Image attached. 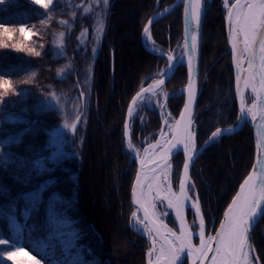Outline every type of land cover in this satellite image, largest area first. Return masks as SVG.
Returning <instances> with one entry per match:
<instances>
[{"label": "trees", "instance_id": "1", "mask_svg": "<svg viewBox=\"0 0 264 264\" xmlns=\"http://www.w3.org/2000/svg\"><path fill=\"white\" fill-rule=\"evenodd\" d=\"M174 1L109 0L107 9L98 5L87 14L81 6H86L88 0H54L49 12L31 0H5L0 4V23L28 25L38 35L25 43L41 52L37 57L0 49V74L10 72L22 93L10 95L0 105V141L15 137V142L0 153V158L6 154L10 161L0 165V236L13 239L18 220L26 224L21 241L24 246L46 237L52 231L51 210L57 220L68 224L60 228L65 233L62 239L75 240L74 251L82 249L86 259H94L98 264L147 263L150 244L131 225V189L137 165L127 149L123 126L131 98L166 61L144 47L142 28L155 13ZM101 12L104 31L97 41L94 28ZM84 28L88 34L82 40L80 33ZM60 33H65L63 48L54 43ZM182 34L180 8L152 25L157 46L165 50L179 44ZM60 69H64L62 74ZM33 72L36 75L31 82L23 83ZM201 74L196 115L198 147L216 127L236 125L240 116L222 0L212 1L204 19ZM186 83L187 68L180 65L165 86L166 91L174 93L168 106L175 117L184 104L183 94L176 92ZM81 89L86 90L85 97L79 96ZM52 92L60 97L59 110L38 107ZM247 98L250 103L252 96ZM8 114L19 116L21 122H8ZM143 114V122H132V142L139 149L146 146L147 137L155 140L161 128L155 107L144 104L139 116ZM77 115L81 121L75 134L63 130L58 138L62 147L53 164L48 158L57 147L50 146L49 133L61 129L65 118L74 122ZM37 158H42L41 164L47 170H34L33 161ZM253 161V134L248 124L233 135H223L211 142L196 160L192 178L209 229L213 219L216 226L219 224ZM174 164L177 187L181 154ZM38 191L39 203L28 218V194ZM10 215L15 219L10 220ZM188 219L193 220L191 210ZM72 232L74 236L68 234ZM48 243L55 245L57 259L63 256L59 241ZM251 243L260 264H264V215L253 231Z\"/></svg>", "mask_w": 264, "mask_h": 264}, {"label": "snow or ice", "instance_id": "2", "mask_svg": "<svg viewBox=\"0 0 264 264\" xmlns=\"http://www.w3.org/2000/svg\"><path fill=\"white\" fill-rule=\"evenodd\" d=\"M5 0H0L3 4ZM34 5L39 6L45 12H49L54 0H31ZM206 0H183L184 36L182 44L177 49H162L152 39L151 25L155 17L149 19L142 28V35L148 49L166 59V65L150 77L145 79L147 86L143 84L131 98L126 109V121L123 132L127 149L139 160V171L135 176V183L131 189L132 201L136 210L131 212L133 225L139 226L136 230H142L141 234L146 235L150 242L147 249V264H184L185 259H190L191 264H260L255 248L251 243L250 232L258 219L264 215V0H222L223 8L226 10L227 35L231 43L233 60L236 67V93L239 96V119L250 117L256 127V158L251 171L239 185V191L232 198L227 206L223 221L219 225L216 234L206 236V222L202 211L198 194L195 192V183L190 176V169L198 156L196 143V132L193 121V105L196 98V77L198 57L200 25ZM94 5H100L102 10L107 9L109 0H92V4L81 6L85 14L93 11ZM170 9H164L168 12ZM163 15V13H158ZM44 23L45 21H41ZM68 24V21H62ZM104 31L103 12L97 20L94 32L98 41ZM17 33L21 39L17 40ZM88 29L84 28L80 33V39L87 37ZM38 35L26 24L18 27L0 23V49H11L17 52H25L28 55L39 57L40 51L35 47H29L25 43L31 41L33 36ZM65 33H60L54 41L58 48L64 46ZM86 43V40H85ZM43 47V45H41ZM95 52V48L92 49ZM247 62V68L243 67ZM177 63H184L187 68V101L180 112L179 120L167 112V100L169 93L165 91L166 79H170L169 72H173ZM66 65L65 67H70ZM64 69H60L62 74ZM11 73L5 71L0 74V105L10 95H21L17 85L11 78ZM36 73H31L29 80L23 83H30ZM87 75V74H86ZM150 79L151 82L147 83ZM87 79L85 84H87ZM245 90H250L253 99L252 104H247ZM86 90L81 89L79 96L85 97ZM60 97L52 92L49 98L38 107L45 110L55 107L59 110ZM146 102H153L164 116L163 123L167 132L160 130V139L154 143H148L143 149V156L140 150L131 141L132 122L141 119L139 110ZM5 119L8 122H21L20 117L8 114ZM81 116L77 115L74 122L69 123L65 118L61 129L49 133L50 146L57 147V139L63 134L62 130H68L75 134ZM171 121V123L169 122ZM225 131L216 127L210 133L209 140L205 143L214 142ZM15 142V137L7 141H0V153L9 144ZM183 152L182 174L177 176L178 191L173 190V163L174 154ZM57 152L52 153L48 159L56 163ZM42 158L33 161L34 170H47L41 164ZM10 161L6 154L0 158V165H6ZM44 186H41V191ZM31 210L39 203V191L30 193L27 197ZM157 205L174 213V222L178 225V231L170 228L165 223L167 212L158 211ZM54 208V205L52 206ZM191 209L193 213L192 224L189 225L186 219V210ZM15 211V209H13ZM2 214V213H0ZM10 220L15 217L10 215ZM49 225L52 231L46 237L36 238L35 245L38 251L50 260V264H98L94 259H86L81 249L74 251L75 240L66 242L62 239L65 235L60 231L61 227H68V224L57 220L54 212L50 210ZM25 225L16 221L13 239L0 236V264H44V258L34 255L27 246L21 243ZM193 229L196 231L194 232ZM75 235V232L68 233ZM199 239V245L193 244V236ZM57 240L60 242L63 256L55 257V245L48 241ZM211 253V255H210ZM89 255L91 251L89 250Z\"/></svg>", "mask_w": 264, "mask_h": 264}, {"label": "water", "instance_id": "3", "mask_svg": "<svg viewBox=\"0 0 264 264\" xmlns=\"http://www.w3.org/2000/svg\"><path fill=\"white\" fill-rule=\"evenodd\" d=\"M208 2H209V4H208V6L206 7V9L203 10V14H202V20H201V25H200V36H199L198 57H197V60H196V66H197V70H198V71H197V77H196V98H195V102H194V105H193V121H194V129H193V130L196 132V143H197V148H198L199 151H198V156H197V158L194 160L193 165H192V167H191V169H190V176H191V178H192V170H193V167H194V164H195L196 160L198 159V157L200 156V154L203 152L204 148L207 147V146L210 144V143H207V144L205 143L206 141L209 140V138H208V139L204 142V144H203L201 147H198V141H197V124H196L197 106H198L199 96H200V93H201L200 85H201V80H202V74H201V59H202L201 46H202L203 23H204L205 15H206L208 9H209L210 6H211V0H208ZM176 7H179V8L181 9L182 20H183V36H184L183 0H175V2H173V3L170 4L168 7L165 8V9H170L168 12H164V10H162V11H160L159 13H163V15H158V13H157V14H154V15L152 16V18L155 17V19H154V22H155V21H157L158 19H160V18L166 16L168 13H170V12H171L172 10H174ZM226 15H227V13H226ZM152 18H151V19H152ZM154 22H153V24H154ZM153 24H152V25H153ZM152 25H151V27H152ZM226 35H227V20H226ZM227 41H228V44H229V46H230V50H231V43H230V41H229V39H228V35H227ZM142 42H143L144 47H145L149 52H151V51L148 49V47H147V45H146V42H145L144 38H142ZM151 53H153V52H151ZM231 53H232V50H231ZM153 54H154V53H153ZM155 55L159 56L158 54H155ZM159 57H160V56H159ZM112 64H113V58H112ZM180 64H181V63H177V65H176L175 69L173 70V72H169L168 75H169L170 79L173 77L174 73L176 72V70H177V68H178V66H179ZM232 64H233V69H234V79H235V76H236V67H235V62H234V60H233V55H232ZM170 79H166V83H167ZM166 83H165V85H166ZM186 85H187V83H186ZM186 85H185V88H184V89H185V90H184V103L187 101ZM235 92H236V81H235ZM245 96H246V99H247V95H246V94H245ZM236 98H237L238 105H239V96H238L237 93H236ZM253 99H254V98H253ZM247 104H248V100H247ZM183 105H184V104H183ZM182 111H183V107H182V109H181L180 112H182ZM179 118H180V116H178L177 120H179ZM125 121H126V117H125ZM124 123H125V122H124ZM246 124H248V125L250 126V128H251V130H252V134H253V142H254V161H253V164H252V166H253V165L255 164V158H256V153H257V149H256V140H257V136H256V127H255V124L252 122V120H251L250 117H248V118H246V119L244 118L242 121H239V123H238L236 126H230V127L222 128V129H231V131H225L221 136H223V135H233V134L239 132L240 130H242ZM161 129L164 130V126H163V125H162ZM131 131H132V130H131ZM221 136H219V137H221ZM131 141H132V137H131ZM125 142H126V141H125ZM132 143H133V142H132ZM126 145H127V144H126ZM131 154H132V153H131ZM179 154H181V156H182V161H183V160H184L183 152L181 151V152H179ZM179 154H174V155H173V157H172V163H173V160H174ZM132 157H133V159L135 160V162H136V164H137V171H136V173H137V172L139 171V168H140L139 160L136 159V158H134V155H133V154H132ZM251 169H252V167H251ZM251 169H250V171H251ZM250 171H249V172H250ZM181 174H182V168H181L180 175H181ZM247 175H248V174H247ZM192 180H193V178H192ZM134 183H135V179H134L133 185H134ZM132 187H133V186H132ZM173 189H174V188H173ZM177 191H178V188H177ZM238 191H239V189H238ZM131 203H132V205L136 208V206L134 205V203H133V201H132V194H131ZM230 203H231V202H230ZM230 203H229V204H230ZM229 204H228V205H229ZM226 208H227V207H226ZM188 210H189V209L186 210V217H187V214H188ZM225 210H226V209H225ZM225 210H224V212H225ZM224 212H223V214H224ZM223 214H222V216H221V218H220V220H219V223H221L222 220H223ZM262 217H263V215L258 219V221L255 223V225H254L253 228L251 229V232H250V239L252 238L253 231H254L255 227L257 226L258 222L261 220ZM168 225H169L170 228H172V229L178 231V225H177L176 222H174V213H173V212H171V219H170V223H168ZM213 228H214V223H213L212 226H211L210 233H212ZM205 234H206V236H207V225H206V232H205ZM144 236L147 238L146 235H144ZM194 236H195V235H194ZM194 236H193V244L196 245V244H195V240H194V239H195ZM198 245H199V244H198ZM147 260H148V258H147ZM187 260H188V263L191 264V260H190V259H187ZM206 264H207V262H206Z\"/></svg>", "mask_w": 264, "mask_h": 264}, {"label": "rangeland", "instance_id": "4", "mask_svg": "<svg viewBox=\"0 0 264 264\" xmlns=\"http://www.w3.org/2000/svg\"><path fill=\"white\" fill-rule=\"evenodd\" d=\"M213 1V0H212ZM233 2H234V0H233ZM207 3H208V0H206V3H205V6H204V8L207 6ZM89 4H92V0H88V3L86 4V6L87 5H89ZM95 6H98V5H94V7ZM93 7V8H94ZM222 7H223V5H222ZM224 9V8H223ZM224 11H225V16H226V10L224 9ZM225 23H226V21H225ZM147 104H149V105H151V104H154L153 102H146ZM172 116V115H171ZM162 117V122H163V120H164V116L162 115L161 116ZM173 117V116H172ZM144 119V118H143ZM170 123H171V121H169ZM63 131V130H62ZM165 131H167V127L165 126ZM157 140V139H156ZM146 142H147V144H146V146L144 147V148H146L147 146H148V143H154L155 141L154 140H151L149 137H147L146 138ZM57 145H58V148L56 149V152L58 151V149H59V151L61 150V147H62V142H61V140H57ZM143 148V149H144ZM139 149V148H138ZM143 149H139L140 150V153H143ZM174 173H175V164H174V169H173V175H172V180H173V190L174 191H177V187L175 186V181H174ZM180 174V173H179ZM195 192L197 193V191L195 190ZM198 194V193H197ZM158 209L160 210V211H163V212H167L168 213V215L164 218V219H166L167 220V222L168 223H170V211L171 210H168V209H165L162 205H159V207H158ZM213 220H215L216 221V219H213ZM190 224H192V222H190ZM131 225H132V227L136 230V229H138V227L139 226H135V225H133V222H132V220H131ZM215 226H216V224H215ZM214 226V230H215V227ZM207 228H208V225H207ZM137 232H139V233H141V231L142 230H136ZM196 230H194V232H195ZM208 235H211L212 233H209V231H210V229L208 228ZM214 232V231H213ZM194 238H195V244L196 245H198L199 244V239L197 238V236H194ZM28 248H29V250L30 251H33V254L34 255H40L41 256V254L42 253H40L39 251H38V248H39V246L38 245H35V247H34V242H30L29 244H27L26 245ZM255 252H256V250H255ZM257 254V253H256ZM42 257V256H41ZM7 264H11V262H7ZM44 264H50V260L49 259H44Z\"/></svg>", "mask_w": 264, "mask_h": 264}, {"label": "bare ground", "instance_id": "5", "mask_svg": "<svg viewBox=\"0 0 264 264\" xmlns=\"http://www.w3.org/2000/svg\"><path fill=\"white\" fill-rule=\"evenodd\" d=\"M202 35H203V33H202ZM201 54H202V46H201ZM243 67H244V68H247V62H246V61L244 62ZM201 69H202V59H201ZM201 81H202V80H201ZM200 86H201V85H200ZM245 94H246V95H251V96H252L250 90H245ZM251 104H252V103H251ZM251 104L248 103L249 106H250ZM246 118H248V117L246 116L245 119H246ZM243 119H244V118H243ZM243 119H240V121H242ZM164 131H165V130H164ZM165 132H167V131H165ZM158 139H160V136L158 137ZM173 169H174V165H173ZM172 175H173V172H172ZM158 207H159V205H157V210L160 211V210L158 209ZM186 219H187V222L189 223V225H191L190 222H189L188 217H186ZM222 221H223V220H222ZM165 223L168 225V222H167L166 219H165ZM219 225H220V223L216 226L214 232H213L211 235L214 236V235L216 234V232L219 230ZM168 226H169V225H168ZM210 255H211V253H210ZM147 258H148V257H147Z\"/></svg>", "mask_w": 264, "mask_h": 264}]
</instances>
